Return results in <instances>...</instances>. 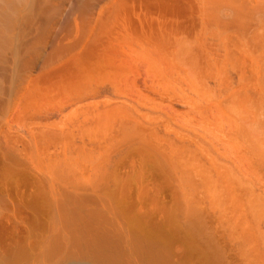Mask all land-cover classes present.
Segmentation results:
<instances>
[{
	"label": "bare ground",
	"instance_id": "1",
	"mask_svg": "<svg viewBox=\"0 0 264 264\" xmlns=\"http://www.w3.org/2000/svg\"><path fill=\"white\" fill-rule=\"evenodd\" d=\"M150 13L176 15L179 20L172 25L200 29L214 37L220 31L232 34L240 30L237 35L241 34V40L244 35L251 40L247 28L250 25L251 31V22L256 21L254 29L257 25L264 35V0H0V264L228 262L217 250V235H211L209 226L215 222L208 226L210 234L198 209L184 204L185 188H190L186 185L191 180L187 175L183 176L186 180L179 177L180 172L167 159L168 152L169 156L178 152L176 148L161 152L141 142L143 138L125 141V133V143L116 145L117 157L110 150L115 160L110 156L104 161L103 155L99 168L96 158V165H92L98 170L85 173L84 165L85 177H81L83 169L76 170L95 154L94 148H89L92 141L86 130L82 128L78 134L80 126L87 123L76 125L73 114L82 108L87 113L89 100L102 95L100 80L96 89L91 85L95 82L91 79L96 77L97 81L105 71L101 35L117 23L130 30L153 28L154 20L140 16ZM260 42L261 51L250 59L254 72L241 78L244 88L255 91L254 98L248 99L251 108L248 103L244 108L250 110V125L259 124L264 131V41ZM189 51L192 53L191 48ZM184 55L182 61L188 57ZM77 126L81 140L76 139ZM98 152L105 154V159L109 157L105 151Z\"/></svg>",
	"mask_w": 264,
	"mask_h": 264
},
{
	"label": "rangeland",
	"instance_id": "2",
	"mask_svg": "<svg viewBox=\"0 0 264 264\" xmlns=\"http://www.w3.org/2000/svg\"><path fill=\"white\" fill-rule=\"evenodd\" d=\"M136 14L138 13L136 12ZM172 15H160L161 17L158 13H150V15L146 16L144 14L140 15L142 18L148 17L147 19L154 20L153 28L130 30L131 28L125 29L122 24L117 23L108 27L107 30L105 29L106 31L104 30L105 33L101 35L103 38L101 41L105 43L102 44L104 46L103 55H105V59L103 58L102 61H105L103 62L105 71L102 74L103 76L97 77V81L96 77H93L95 80L91 79L92 82L95 81L91 84L92 86L94 85V87L91 86L93 89L99 87L101 83L103 88H99L103 89L102 97L98 96L89 100L87 113H84L86 108H82L83 112L82 109H77L79 112L76 110L73 114L76 125L87 123L84 126H80L81 128L77 126L75 128L77 130H75L76 134L78 133V128H80L79 135H81L82 128L93 132L85 131L87 135H90L89 140L94 141L95 145L93 144V146H91L92 142H89L91 143L89 148L92 149L91 147H93L94 149L92 150L95 154L92 152L90 160L82 161L79 164L80 166L77 165L80 168L77 167L76 170L79 169V172L80 169H83L80 171L81 177L87 176L85 173H92V170H98V167L93 166L96 165V158H98L97 165L100 164L101 166L105 160L110 159V156V160H112L116 156V153H114L115 148H118L116 145L125 143L124 140L128 141L130 137H132L130 141L133 140V137L138 139V141L143 138L141 142L146 141L147 144L150 143V146L154 145L156 150L160 148V151L165 149V152H172V149L176 148L178 152L172 153V156H169L168 152L169 158L167 157V159L174 170L181 173H178L179 177H186L187 175L189 177L186 178L190 179L192 183L190 184L188 180V185L186 186L190 188H185L187 193L185 194L184 191V204L195 206L198 209L199 216L202 215L205 218V220L203 218L200 219L202 223L204 222L203 226L206 224V229L211 228L212 234L210 229L208 231L214 238L217 235L214 242L216 244L218 241L216 245L219 246V249L217 247V250L220 251L221 257L225 255L223 260L225 262L230 260L229 264H264V131H262L263 126L259 124L250 125L252 124L249 122L252 119L251 114L248 112L250 110L247 111L244 108L248 103V99L254 98L255 91L244 88L243 79L241 78L254 72L253 66H251L252 60L250 61V59L255 52L254 56L261 51L259 47L263 45L260 42L264 41L262 40L264 37L262 35L263 31L260 32L259 27L255 25L258 28L256 32H260L261 37L260 33L256 34L254 30L257 28L254 29L253 24L254 22L256 24V21H253V23L251 22V25H253L251 27H253L252 30L255 33L252 34V30L250 31V25V29H247L251 33L250 35L253 36L250 37L249 33L247 34L246 32L251 40H247L246 35L241 40L242 38L238 37L241 34L237 35L240 30L234 31L236 32H233L234 35L230 33L231 31H228V34H226L227 31H223V33L220 31L225 36L219 32L222 36L217 34V38L211 33L205 32L204 34L200 29L190 30V28L185 29L172 25L179 18L176 15L174 17ZM136 18L134 17V19ZM230 34L237 40L230 38ZM211 37L214 38L213 41L210 40ZM207 39L210 42L209 40L207 42ZM231 39H233V42ZM220 41L222 42L220 43ZM246 41L247 44H245ZM250 43L252 44L251 46ZM182 46L184 49H182ZM180 48L181 51L179 50ZM190 48L192 53L189 54L191 52L189 51ZM224 49L227 50V53H225ZM231 51L232 54H230ZM184 54L188 55V57ZM181 55L188 59L185 58L182 61L183 56ZM230 55L233 57H230ZM247 55L249 56L248 58ZM193 56L195 57V62L193 61ZM206 56L209 58H206ZM189 60L192 61V64L187 63ZM213 62L214 65L211 64ZM192 65L200 72H197ZM192 70L195 71L192 72ZM102 79L103 81H101ZM249 105L250 103H248V109L251 108ZM83 121L84 123H82ZM85 126H90V128L85 129ZM128 126L129 128H127ZM255 126L259 131L255 130ZM127 129L128 131H126ZM119 130L122 131V134ZM116 132L117 134L115 135ZM257 132L260 133L257 134ZM78 134L76 139L79 140L80 136ZM260 135L262 136V142L258 141L261 139ZM125 136L127 139L123 140ZM119 137L122 142L118 141ZM113 140L114 142H112ZM134 142L136 141L134 140ZM111 146L114 149H111ZM106 148L107 150H105ZM98 149L101 152H107L106 156L109 153V157L107 156L105 159V154L99 153ZM110 150L115 154H113L114 157L111 155ZM98 153L99 155L97 156ZM103 155L104 157L102 158L101 156ZM92 159L93 162L91 161ZM88 160L91 163L87 162ZM90 164H93L92 167ZM87 165L91 169H87ZM81 166L87 167L85 168V173L83 172L85 170L84 167L81 168ZM93 174L95 173L93 172ZM93 174L90 176H93ZM186 178L184 179L186 180ZM211 222L215 225H210ZM212 226L214 229H212Z\"/></svg>",
	"mask_w": 264,
	"mask_h": 264
}]
</instances>
